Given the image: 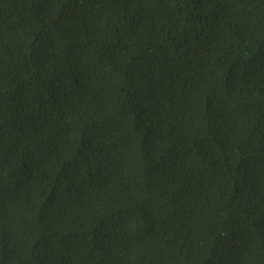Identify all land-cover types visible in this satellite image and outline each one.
<instances>
[{
  "label": "trees",
  "instance_id": "1",
  "mask_svg": "<svg viewBox=\"0 0 264 264\" xmlns=\"http://www.w3.org/2000/svg\"><path fill=\"white\" fill-rule=\"evenodd\" d=\"M0 264H264V0H0Z\"/></svg>",
  "mask_w": 264,
  "mask_h": 264
}]
</instances>
